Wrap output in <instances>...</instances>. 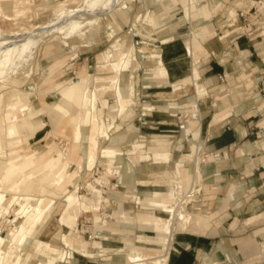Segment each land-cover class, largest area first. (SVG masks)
<instances>
[{"label": "rangeland", "instance_id": "rangeland-1", "mask_svg": "<svg viewBox=\"0 0 264 264\" xmlns=\"http://www.w3.org/2000/svg\"><path fill=\"white\" fill-rule=\"evenodd\" d=\"M21 1L24 3L22 6L29 8V13L26 11L23 15L25 18L23 16L17 18L12 9L0 13V137L2 140L0 170L8 167L7 161L11 156L17 158L19 164L29 165L31 168L28 172L39 169L40 174H45V171L49 174L58 167L61 169L54 176V187L45 188L28 182L14 190L10 187L16 184L21 175L5 177V183L2 184L5 188H0V233L6 238L0 237V243L2 242L4 248L2 250L0 247V264H74L71 260L72 256L85 259L88 264H111L112 260L115 264H127L122 254L130 253V250H126L125 243L132 241H123L121 235L99 239L95 231L100 227L97 224L102 221L100 215L104 217L105 225L118 229L119 226H123L117 219V215L121 212H132L133 214L129 216H134L141 213L140 208L143 205L152 208V204L147 203L149 200L143 199V194L134 198L125 197L130 189V184L127 185L126 182L135 179L136 171L147 178L153 172L160 173L165 170L172 172L175 164L170 163L167 169L165 166L153 164L150 166L147 164V167L143 168L141 166L144 162L153 163L154 160L147 149H142L137 144L133 145V141L138 140L137 142L141 143L147 134L161 132L148 130V126L154 124L149 123L151 119L147 115L151 114V111L154 113L156 109L149 104H143L147 100L140 92L137 95V102L128 106H123L116 89L112 94H108L109 96L106 95V98L115 104L112 111L108 110L109 103L105 96L103 98L100 96L109 86L111 78L117 74V84L121 85L123 77L127 79L126 70L136 75L134 77L136 81L137 78L143 77L145 66L150 67L145 58L148 57L146 49L155 48L154 51H157L158 46L173 37L172 33H176L187 44L188 35L194 31L195 38L192 41L198 46L204 35V25L201 24L202 19L206 18L203 15L204 6L200 5L201 0H193L191 3L189 0H173V6H169V0ZM0 2L3 7L13 6L11 0H0ZM61 3H64V6L59 7ZM179 3H182L179 10L170 12ZM216 3L220 5L218 10L226 7L236 11L241 10L247 18V24L252 28L255 27L258 33L264 32V0L243 2L226 0V3L216 0ZM183 9L187 19L192 23V29L180 28L184 19ZM34 10L39 12L38 17L34 15ZM188 10L192 20L187 16ZM200 17L201 19H198ZM119 56L123 57L120 68L117 67L118 62H114ZM189 56L192 57L190 52ZM97 61L100 71L107 70L109 75L97 78L96 84L93 85L89 74L92 76L96 74ZM198 65L200 70L201 60ZM157 69L153 68L149 71ZM79 79L87 80L88 85L86 107L82 111L81 120L78 121L79 140H76L73 124L69 119H64L57 129L53 128L46 104L56 102L55 96L60 97L68 86ZM189 82L191 79L182 84ZM59 85L60 88L55 89ZM183 95L189 93L184 92ZM186 100L184 98L183 102H187ZM98 101L104 109L103 113L100 111L97 115L90 107L96 108ZM170 114L173 123L178 125L176 130L183 135L186 129L184 125L192 121L190 116L178 109L171 110ZM92 115L98 116L102 122L110 121L105 123L110 125L109 133L106 129L104 134L103 125L100 124L97 154L91 150V135L84 131L89 128L85 122ZM49 120L52 127L47 128L51 131L46 135L47 141L38 146L33 145L32 148L33 133L38 131L36 127L40 126L38 129L41 131ZM128 124L136 126L138 131L134 137L127 139L120 135ZM181 126L185 128L181 129ZM139 135L140 138L142 137L140 141ZM115 137H118V141L113 143L112 139ZM82 142L84 145L81 146ZM41 145L45 146L34 150ZM47 148L48 150H45ZM82 150L86 151V156L82 154ZM116 158H118L117 164ZM51 162H55V165L51 166ZM198 162L200 167L203 160L199 158ZM108 169L118 173H107ZM124 169L128 171V175L122 174ZM100 179L103 184H96L95 181L99 183ZM145 181L141 184L145 185L147 183ZM168 184L170 187L156 188L153 191L156 193L148 194L146 197L174 194V188L171 186L173 181ZM186 194L187 192H183V195ZM74 195L79 196L78 209L75 208L77 214L78 210L80 212L73 232L60 221L63 219L61 213L64 206L68 203V207L71 206ZM85 196L89 198V202L95 203L83 204ZM188 204L186 212L196 214L194 201ZM153 206L157 207V205ZM138 209L139 211L136 212ZM155 210L159 217H171L160 208ZM93 216L96 226L92 230L89 229L92 225L88 222ZM32 221L33 228L32 224L29 227L25 226L26 222ZM186 224L185 217H181L179 226L173 230L174 233L185 231ZM169 229H171L170 224L165 228L164 233L168 234ZM137 234L151 235L153 237L151 240H160L157 234L150 231L140 230ZM17 237H21V243L15 240ZM69 237L73 239L72 245L68 244ZM25 239L28 241L25 242L26 244L23 243ZM94 241H101L104 249H98ZM83 242H86V248ZM162 245L165 244L150 242L147 245L137 243L135 246L144 250L146 255L158 257L162 253L160 251ZM65 251L69 253L68 258L66 256L62 258L60 254Z\"/></svg>", "mask_w": 264, "mask_h": 264}, {"label": "crops", "instance_id": "crops-1", "mask_svg": "<svg viewBox=\"0 0 264 264\" xmlns=\"http://www.w3.org/2000/svg\"><path fill=\"white\" fill-rule=\"evenodd\" d=\"M222 1L226 3V0ZM169 3V6L174 4L173 0H169ZM181 4L174 6V10L170 12L179 10ZM200 5L204 6L203 15L206 18L202 19L204 35L198 46L192 41L195 38L194 31L188 35L191 50L186 41L172 33L173 37L158 46L157 51H154L155 48L146 49L148 57L145 58L150 67L145 66L143 77L137 78L138 83L134 79L136 75L126 70L128 80L123 77L122 84L119 85L118 74L115 75L100 98H106V95L112 94L116 89L123 106H128L137 102L140 92L147 100L143 104L156 109L154 113L151 111L147 115L151 119L149 123L154 124L148 126V130L161 132L147 134L141 143L133 141V145L147 149L154 160L153 163L146 160L141 166L143 168L147 164H153L167 169L170 163L175 164L172 172H153L147 178L136 171L135 179L126 182L127 185L130 184V189L125 197L134 198L143 194V199L149 200L147 203L152 204L151 207L164 210V206H153L157 205L156 200L161 197L146 195L156 193L153 192L156 188L170 187L168 183L172 181L180 183L183 179L186 189L192 188L193 181L197 183L193 184L195 195L192 200L196 214L186 224L185 231L174 233L169 229L167 235L171 237L170 242L160 250L161 255H164L162 257H168L167 264H264V32L258 33L255 27L247 24V18L241 10L228 7L218 10L220 5L216 0H201ZM183 13L180 28L192 29V23L187 19L184 9ZM187 16L193 19L190 10ZM189 52L193 58L189 56ZM119 60L120 56L114 59V62H118V68L123 64ZM99 67L97 61L96 74H89L93 85L97 78L109 75L107 70L100 71ZM153 68L158 69L150 72ZM194 69L198 70L197 79ZM189 79L191 82L182 84ZM197 84L202 87L200 91L196 89ZM184 92L189 95H183ZM184 98L187 102H183ZM106 99L109 103L108 110H114L115 104ZM90 109L98 115L100 111L103 113L104 108L98 101L96 108L91 106ZM174 109L181 110L192 120L184 125L186 129L183 135L176 130L178 125L173 123L170 113ZM94 119L95 115H92L86 120L85 123L89 125V128L84 129L86 134L91 135ZM106 122L110 121L100 120L104 134L106 129L109 133L110 125L105 124ZM46 124L44 129L34 133L31 147L47 141L46 135L51 132L47 128L52 125L50 120ZM183 128L185 127L181 126ZM137 131L136 126L128 124L120 136L128 139L134 137ZM117 141L118 137L112 139L113 143ZM82 154L86 156V151L82 150ZM199 158L203 160L200 167ZM122 174L128 175V171L124 169ZM142 181L147 182V185L141 184ZM68 205L69 203L64 206L62 217L68 211ZM143 208L146 207L143 205L140 211ZM138 211L139 209L136 212ZM79 212L80 210L78 215ZM33 221L26 222L25 226L29 227ZM97 225L100 227L95 232L99 239L121 235L123 241L131 240L134 247L137 243L147 245L153 238L151 235L137 234V231L157 234L155 230L141 227L130 230L113 229L105 225L103 220ZM129 235L132 237L128 238ZM0 237H3L1 233ZM25 242H28L27 239L23 243ZM94 245L98 249H104L101 241H94ZM60 254L62 258L69 257L68 251ZM122 256L128 264V254ZM71 260L74 264H88L85 259L75 256ZM111 264H115V261L112 260Z\"/></svg>", "mask_w": 264, "mask_h": 264}, {"label": "bare ground", "instance_id": "bare-ground-1", "mask_svg": "<svg viewBox=\"0 0 264 264\" xmlns=\"http://www.w3.org/2000/svg\"><path fill=\"white\" fill-rule=\"evenodd\" d=\"M11 1H13V6H11V7H3V5H0V13H6L12 9L16 13L15 16L18 18L20 16L25 15L26 11L28 12L29 8L26 9L24 6H22V5H24V3L21 0H11ZM191 1L192 0H189V2H191ZM243 1H245V0H241V2H243ZM62 6H64V3H61L59 7H62ZM34 13H35L34 15L36 17L39 16V12H35V10H34ZM187 43H188L189 49L191 50V39H190V37L187 38ZM120 62L121 63L123 62V57H120L119 63ZM194 76L196 79L199 76L197 69H194ZM87 82L88 81L85 79L77 80L76 82H74L73 84L68 86L67 89L65 90V92L60 97L55 96L56 102H53L52 104H48V103L46 104L47 108L49 110V114H50L51 119H52L53 128L57 129L59 127L60 123H62V121L64 119H69V121L73 124V130H74V133L76 135V140H79V135H80L79 134V132H80L79 128L80 127L78 126V121L81 120L82 111H83L84 107H86L85 103H86V92H87V85H88ZM196 87H197L196 89L198 91H200L202 89V87L199 84H197ZM59 88H60V85L56 86L55 89L58 90ZM39 115H41V114H39ZM39 127L40 126L36 127L37 128L36 131L39 130L38 129ZM99 134H100V119L95 117L93 127H92V131H91V136H90L91 137L90 143H91V150H94L96 154H97V150H98V146H99V142H98ZM1 144H2V140L0 137V148H1ZM81 146H82V144H81ZM159 156L161 157V156H165V155H159ZM54 163L55 162H51V166L55 165ZM7 166H8L7 168L0 170V188H5L4 185L2 186V184L5 183L4 182L6 179L5 177H7V176L8 177H17V176L21 175V177L16 182V184H14L12 187H10V188H13L14 190L18 189L21 185L28 183V182H33V184L40 185V186H43L45 188L49 187V186L54 187V185H55V177L54 176H55V174L59 173L60 169H61V167H58L57 169L53 170V173H49V174H46V171H45V174H40L39 169L37 171L28 172V170L31 167L29 165L23 166V165L19 164V160L15 157H12V156L7 161ZM107 173H118V171H113L112 169L111 170L108 169ZM96 181H95L96 184H100V185L103 184V181L101 179H100L99 183ZM183 182H184L183 179H181L180 183L179 182H173V185H172V187L174 188L173 197H172L171 193H168L165 196L161 197L160 199L156 200L157 207H162V206L166 207L163 211L170 214V216H171L170 218L159 217L156 214L155 208L153 209V207L152 208H143L141 210V213L134 215V216H129V214H133V213H129V212H121L120 214H118L117 219L121 225L123 224V226H119V227L123 230L135 229L137 227L155 230L157 232V237H159L160 240H155V241L151 240L150 242L151 243H161V244L167 243L168 244L170 242L171 237H169L166 233H164V230L168 226V224H170L171 230H174V228H177L179 226L181 217L184 216L186 219V222L189 223L191 221V218L194 215V214H188L186 212L187 211L186 208L189 205L188 203L194 199L195 191L193 189V187H194L193 184L195 185L197 183L193 181L191 183L192 188L186 189ZM94 187L97 188L96 186H94ZM29 192H30V190H29ZM183 192H187V194L183 195ZM78 198H79V196L74 197L73 203L69 207L68 211L63 215V219H62V223L67 225L68 227H70L73 232L76 229V221L78 218V214L76 213V208H75V207H77V209H78V205H77ZM82 203L83 204H94L95 202H92V201L89 202V198L85 196V197H83ZM100 216H101V220H103L104 217L102 218V214ZM93 218L94 217H92L90 219L91 221L88 222L89 224L92 225V226H89V229H92V230L96 226V223H94ZM108 225H110V224H108ZM83 232H86V231H83ZM15 240L19 241V243H21V241H22L21 237L20 238L17 237V239H15ZM73 243H74L73 239L71 237H69L68 238V244L72 245ZM83 243L85 246L84 248H86V245H87L86 242H83ZM97 245L101 246L100 243H98ZM125 245H126V250L127 251L130 250V253L128 254L129 264H167V262H168L167 256L162 257L164 255H159L158 257H152L149 255H146L144 250L137 249L136 247L133 246L132 242L125 243ZM0 247H2V250H4L2 242L0 243ZM0 250H1V248H0ZM167 250H169V249H167Z\"/></svg>", "mask_w": 264, "mask_h": 264}]
</instances>
